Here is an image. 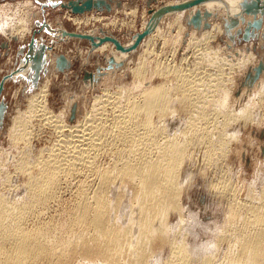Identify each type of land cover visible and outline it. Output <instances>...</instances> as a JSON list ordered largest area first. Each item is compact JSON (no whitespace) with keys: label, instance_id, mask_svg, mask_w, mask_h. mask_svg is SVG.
I'll return each instance as SVG.
<instances>
[{"label":"bare ground","instance_id":"6f19581e","mask_svg":"<svg viewBox=\"0 0 264 264\" xmlns=\"http://www.w3.org/2000/svg\"><path fill=\"white\" fill-rule=\"evenodd\" d=\"M188 10L165 15L143 39L144 50L130 73L132 86L120 85L116 93L108 87L95 96L104 111H88L78 124H68L48 105L49 81L29 97L26 109L16 110L9 133L12 145L23 146L17 156L0 146V264H264V160L256 162L250 181L241 179L242 164L229 162L241 147L239 158L246 161L244 129L263 123L264 81L257 87L254 80L257 57L247 52L253 48L249 43L238 48L237 57L221 59L214 43L223 28L213 22V30L199 36L183 22ZM34 16L45 17V11L33 0L1 4L0 38L32 35L33 25H43ZM187 30L190 37L184 38ZM168 44L173 58L181 48L191 52L162 66ZM98 47L116 62L138 52H121L110 41ZM53 62L48 50L46 65ZM14 75L34 79L29 72ZM156 77L163 81L156 83ZM37 119L59 138L48 152L33 157ZM101 153L107 164L98 162ZM9 166L25 175L24 183L14 184ZM79 166L95 177L80 179L72 208L58 219H46L62 180ZM199 174L212 202L223 209V219L206 195L187 204Z\"/></svg>","mask_w":264,"mask_h":264},{"label":"rangeland","instance_id":"374dc122","mask_svg":"<svg viewBox=\"0 0 264 264\" xmlns=\"http://www.w3.org/2000/svg\"><path fill=\"white\" fill-rule=\"evenodd\" d=\"M17 1L20 0H0V5L17 2ZM33 1L37 3L36 0ZM39 1L47 2V0H39ZM51 1L67 2L69 0H51ZM77 1H83V0H77ZM170 1L173 0H113L112 11H108L107 9L104 10L95 9L85 14H74L71 12V10L61 7L60 5L57 7H53L50 5L49 8H46L45 10V17L34 16V20L38 18V20L43 22V25L42 26H38V24L33 25L32 35L29 34L27 37L18 39L17 41L0 38V101H4L7 104V109L5 111L4 118L1 120L2 125H0V146L5 150H9V151L11 150L12 152L11 154L14 153L16 156L19 154V150L23 145L21 144L12 145L11 137H10L11 135L9 133L10 124L12 122L13 117L17 114L16 110H19L20 108L26 109L28 105L29 97L38 95L39 94L38 92H40L41 88H43V84H45V81H49V86H50L49 87L50 95L48 97L50 101V102L48 101L49 107L51 108L52 111L56 113H63L62 115L64 116L68 124L70 125L78 124L88 111L89 112L91 111L92 114H94L96 111L97 112L102 110L104 111V106H102V104L98 106L95 105V96L103 95L104 89L106 88L108 89V87H111L109 89L112 92L116 93L118 90L117 87L120 85L126 84L127 86H132L133 81H132V75L130 74L131 69L134 65H136L139 62L140 56L137 55H141L142 50H144V48L142 44H140L141 46H139L137 49L138 52H135V54L129 55L126 58H124V61L126 62L123 63V65L121 66L119 65V62L121 61L124 62L123 60H120L116 62V64L112 65V67L119 68L120 69L119 71V69L117 70L110 67V62H109L110 58L108 57V52L107 51L105 52V49L100 50V47L95 48L96 46L91 45L90 43L91 40L89 41L86 39H81L80 37H70L69 34L71 32H74L76 34H89L95 37V40H98V38H102L105 35L106 36L111 35L117 37L121 41V43L125 46L128 42L133 43L135 38L133 36L136 33L143 32L146 26L150 23L152 18V14L150 12L151 9L156 10L157 8L161 7L163 4L164 5L180 4L182 2H185L186 0H181L178 1L177 3H172V4L168 3ZM223 1L224 4H222ZM242 1L243 0H228V1L222 0V2L216 7H210L207 5L202 9L191 8L188 11L190 12V15L191 13L193 14L197 10H200L201 12H203V14L204 12H210L211 14V16L209 17L206 16V19L203 17L204 19L203 21L209 22L211 24L210 28H206V27L205 28L202 27L201 29L195 28L199 36L205 37L201 35L202 32L213 30V22H216L215 25H220L223 28V33L216 38L218 42L215 40L214 43L215 48L221 49L220 50L221 59L237 57L239 55L238 48H242L243 46L247 47V45H249L250 43L253 48L247 52H253L256 55L257 57L256 66L258 67L260 64L264 65V9L259 10V12L257 13V17L263 19V26L260 30H255L254 31L255 34L250 39L246 40L244 38V30L245 27L247 26V21L253 20L254 16L246 13H244L245 20L242 21V19L239 18L237 22L238 25L230 27L231 28L230 34L234 36V39H232L227 33L226 22L228 24L231 23V20L230 21L228 20V12L229 10H231L232 12L230 14H232L234 10H236V8L239 9L240 3ZM221 5H224L223 8L225 10H221L222 8ZM239 11L237 12V14L239 13ZM149 16L150 18L146 22L145 28L143 29V23L145 21V18ZM76 18H79L80 20L75 21L74 19ZM187 19L188 17L184 16L183 22ZM168 28L169 25L168 26L166 25V29L168 31L166 33L170 34V29ZM154 30H156V28ZM240 30L241 32L238 33ZM35 31H38L36 34V38L40 41V43H46L52 46V49L49 50V53L54 58L55 62L48 64V68L46 72L41 74L39 87L35 90H32L33 89L32 86L26 80H24L23 78H19V79L16 78L14 74L13 76L9 77V74L12 69L14 70L17 68V66H19L21 56L18 55V51L20 47L24 45L26 46L28 45V42L30 41L32 36L35 35ZM190 33L191 30H187L183 37L184 38L190 37ZM214 34H218V33L213 32L212 35ZM158 39H160L159 36ZM3 42L6 43L5 47H2ZM230 42L233 43L234 45H232ZM130 43L128 45H130ZM140 50L141 52H139ZM171 52H172V46L168 44L163 49L162 55L160 56L162 66H165L166 63H167L166 65H170L171 62L174 64H176V62L178 63V58L182 54L184 55L189 54L191 50L189 49L185 50V48H181L179 52H177L175 58L171 57L170 55ZM60 55H65L69 59L71 63L70 68H65L64 70L59 71L58 65L56 64V59ZM165 57L167 58L168 62L166 59H164ZM168 58L170 60L173 58V60L169 62L170 60ZM254 63L255 62H253V64ZM253 64L250 67L253 66L256 67ZM98 72L101 73V76H99L98 81L92 80L91 77L88 78V74L91 75L98 74ZM123 73H125L126 76ZM252 75L253 74L249 75L245 79L246 83L247 81H249ZM5 76L6 78L8 77L6 80H4ZM116 80L118 83L119 82L121 83L118 84ZM2 81H4L3 87L1 86ZM162 81L163 80H161L158 77L155 78L156 83H160ZM263 81H264V70L260 74L259 78L255 80L257 87ZM238 82H240V79ZM96 83L97 85L93 86ZM245 88L246 86H244V89ZM236 92L239 93L238 90ZM74 107H76L77 118L74 121H71ZM107 110L108 112L112 111L111 108L109 107L107 108ZM262 120L263 123H261L260 125L257 126L249 125L244 129V136H243L244 145H247V149H248L246 150V156H245L246 161L241 162V159L239 158L238 155V152H241V150L243 151L242 147L238 152L235 151L236 153L233 152V154H231L230 156L229 162L231 164H233L234 166H238L242 164V167L244 168V172L242 173L241 179H247L249 181L252 180L254 175L253 173H255L256 162L258 160H264V156H263L264 155V117ZM43 122H44L43 120L37 119L36 121H34L35 125L33 123L35 127L34 132L36 134V136H34L35 138L33 137L34 141L32 140L34 149L31 155H33V157L42 153V151L48 152L50 150V147H52V145L53 146L55 145L54 143L56 142L55 139H57L58 142L59 133H55L56 130L53 127L49 129L48 127L50 126L45 125L46 123L44 124ZM252 140L254 141L252 142ZM251 143H253V145ZM234 149L235 147L233 148V150ZM106 158L107 156L101 153L100 157L97 159L98 162L107 164L108 159ZM8 169L12 171L13 177L15 176L13 180L14 181L17 180L16 182H14V184L20 185L24 183L25 175L23 177V174L16 172V169L13 166H9ZM85 169H86L85 167L79 166L75 171V174L71 176L72 179L71 177H69L67 179L62 180L63 183L60 192L61 199L59 197V199L51 203L50 210L47 214L48 216L47 215L45 216L46 219H49L50 216L51 217L55 216L54 219H58L62 215V211L63 213H65L67 210L72 208V206L76 203V198L78 200V194L80 192V185H79L80 179H86L87 177L91 179L95 177L93 175L92 170H89V168H87L85 171ZM88 171L89 173H87ZM73 176H75V178ZM196 180L197 181L194 185V188L191 191H189L188 192L189 194L185 197L187 204L190 203L192 197H194L195 199L197 198L201 199L203 195H206L207 198L209 199L208 201L209 204H212L213 203L211 197L212 194L207 189V184L204 181V176L199 174ZM65 183H67V185ZM71 185L73 187H71ZM216 208L217 211L221 212L220 213L221 218L223 219L224 218L223 215L224 211H222L223 209L220 207V205H218V203L217 204L213 203L211 209L216 210ZM176 217L177 215L172 217L171 219L172 223H175L177 221ZM168 254L169 251L167 248L165 257L168 256Z\"/></svg>","mask_w":264,"mask_h":264},{"label":"water","instance_id":"95a60500","mask_svg":"<svg viewBox=\"0 0 264 264\" xmlns=\"http://www.w3.org/2000/svg\"><path fill=\"white\" fill-rule=\"evenodd\" d=\"M37 3L40 4V6L43 8L45 11L46 8H49V6L57 7L61 6L64 8H67L71 10L72 13L74 14H85L88 12H91L95 9L98 10H104L107 9L108 11L113 10V0H83V1H77V0H69L67 2L61 1V2H53L51 0H47V2H41L39 0H36ZM211 0H186L185 2H182L180 4H174V5H162L161 7L157 8L156 10H150L152 14V18L150 23L146 26L145 30L143 32L136 33L133 37L134 42L130 45L125 47L121 41L111 35H105L102 38H98V40H95V37L89 34H76L74 32H71L69 34L70 37H80L81 39H86V40H91L90 43L92 46H99L105 41H111L113 42L117 49L121 52H130L132 50H137L138 47L140 46L141 42L143 41L144 38H146L153 30L155 27L161 22V19L167 15V14H172L176 13L179 11H184L193 8L194 6L198 4H203L205 2H209ZM264 9V0H243L240 3V11L238 14H228V20H231V23L228 24L226 22V28H227V33L229 36L234 39V36L230 34L231 31V26H237L238 19L241 18L242 21L245 20L244 13L253 15L254 18L253 20L247 21V26L245 27L244 30V38L246 40L250 39L254 34L255 30H260L263 26V19L257 17V13L259 10ZM206 16H211L210 12H201L200 10H197L193 14L191 13L190 17L187 19V23L189 26H193L197 29H201L202 27L210 28L211 24L209 22L203 21V17L206 19ZM227 21V19H226ZM38 23V22H37ZM38 26L40 24L38 23ZM46 27V26H45ZM103 31V30H102ZM38 31H35V35L32 36L30 41L28 42V45H24L20 47L18 51V55L21 56L20 58V63H22L23 71L20 69V66L16 68V70L12 69L10 71L9 77L13 76L14 72H29L33 73V81L30 79L27 80L26 78L28 77H21L24 80H26L31 86L32 90H35L39 87L40 80H41V74L46 72L48 68L47 63V51L52 49V46L46 44V43H40L38 45V39L36 38V34ZM241 30L238 32L240 33ZM6 43H2V47H5ZM110 67L112 65L116 64L115 58L111 57L110 60ZM56 64L58 65L59 71L64 70L65 68H70L71 63L69 59L65 55H60L56 59ZM119 65H123V62H119ZM99 70V69H98ZM264 70V65L260 64L257 69L256 73L254 76V80L259 78L260 74ZM100 71V70H99ZM99 76H101V73L98 72V74H88V78L91 77L92 80L98 81ZM253 77V76H252ZM8 78V77H7ZM6 76L4 77V80L7 79ZM32 82V83H31ZM4 81H2L1 86L3 87ZM7 109V104L4 101H0V125H2L1 120L4 118L5 111ZM77 118L76 114V107L73 108V114L71 117V121H74Z\"/></svg>","mask_w":264,"mask_h":264}]
</instances>
